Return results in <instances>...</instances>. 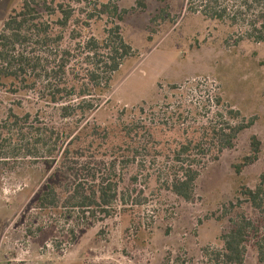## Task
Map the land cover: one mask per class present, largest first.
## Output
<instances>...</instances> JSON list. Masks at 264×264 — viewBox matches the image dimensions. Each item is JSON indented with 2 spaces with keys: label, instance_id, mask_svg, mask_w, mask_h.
<instances>
[{
  "label": "rangeland",
  "instance_id": "374dc122",
  "mask_svg": "<svg viewBox=\"0 0 264 264\" xmlns=\"http://www.w3.org/2000/svg\"><path fill=\"white\" fill-rule=\"evenodd\" d=\"M23 1L0 0V31ZM33 1L55 10L62 5L74 13L66 28L52 26L53 36H61L59 47L52 41L27 49L40 62L37 72L26 83L0 87V264H219L215 252L223 248L230 220L255 216L244 203L238 206L239 192L242 187L254 189L264 171V44L244 39V19L251 13L233 21L235 0ZM206 1L216 12L226 9L222 21L200 13ZM103 5L116 6L117 14H100ZM40 11L44 21L55 23L59 18L47 15L44 8ZM91 14L94 18L88 17ZM115 26L131 47L130 56L122 60L110 90L86 121L62 118L59 105L48 100L50 80L42 69L56 65L61 48L70 53L67 74L71 69L82 73L87 68L83 43L90 38L103 41ZM26 114L31 128H101L92 145V138L85 140L83 158L75 160L77 166L88 167L78 172L81 181L106 173L115 158L122 159L116 147L123 146V125L144 126L132 137L135 147L146 145L148 150L135 155L136 162L123 171L108 214L100 209L83 214L67 203L76 184L68 171L53 206L38 205L61 163L59 157L55 162L24 158L23 146L33 139L28 135L27 142L21 140L12 116L22 119ZM226 124L247 128L232 147L218 153L212 131ZM204 133L207 152L194 158L200 175L193 200L186 202L163 180L169 166L180 164L173 156L179 145L185 139L196 142ZM252 137L261 144L258 158L236 173L235 166L250 155ZM49 145L55 147L53 142ZM140 165L145 171L136 170ZM120 166L117 162V173ZM243 264H259L251 243Z\"/></svg>",
  "mask_w": 264,
  "mask_h": 264
},
{
  "label": "trees",
  "instance_id": "16d2710c",
  "mask_svg": "<svg viewBox=\"0 0 264 264\" xmlns=\"http://www.w3.org/2000/svg\"><path fill=\"white\" fill-rule=\"evenodd\" d=\"M237 1L239 2L238 5ZM237 1L235 0L236 9H233L235 14L233 21L237 19L236 16L244 14L247 17L251 13L249 19H244V26L247 29L244 32V39L264 44V0ZM44 5V7H41L33 0H24L20 9L18 11L14 10L5 20L0 31V87L5 86L7 82L11 86L18 82L26 83L30 76L37 72L40 62L36 57L26 52L28 48L36 45L46 46L47 43L52 41H56V47H59L61 36H53L52 26L58 25L66 28L73 17L74 10L63 8L62 5H59L58 10H55L45 3ZM41 8L45 9L47 15L51 17L58 15L59 18L55 23L44 21L42 19L43 13L40 11ZM211 9L215 10V7H211L210 2L206 1L204 6L201 7L200 13L210 19L218 21L224 19L226 9L220 12H216V10L212 12ZM117 11L116 6L109 9L108 5H103L100 14L115 15ZM88 17L94 18V14ZM83 23L87 26L86 22ZM82 46L87 66L82 73L71 69L67 74L70 53L67 49L61 48L58 49L59 59L56 65L42 69L47 80H50L47 83L49 102L59 105L62 118L77 117L80 122L86 121L88 116L98 109L101 96L110 90L113 75L119 70L122 60L130 56L131 53V47L124 42L117 26L109 30L108 37L103 41L90 38ZM74 100L75 102H72ZM229 114L235 117L238 116V113H232V111ZM12 117L16 120L13 122L12 127H16L21 140L24 139L27 142L28 135H31L33 139L32 144L25 143L23 146L24 152L22 154L24 158L55 162L56 158L59 157L61 163L54 175L50 177L49 184L37 199L38 205L42 208L53 206L57 187L61 185L62 180L68 178V173L64 172L68 171L72 174L76 184L73 185L68 195L67 203L83 214L93 213V209H100L104 214H108L109 208L117 199L118 183L123 181V177L121 179L123 171L129 169L136 162L135 155L141 154L140 151L146 153L148 150L146 145L135 147V139L132 137L135 130H143L144 126L141 123L134 125L133 122L123 125L121 144L125 147L121 146L120 143L118 144L121 148L116 147L123 153L122 159L115 158L106 173L102 175L93 173L90 175V179L81 181L78 172L86 170L88 167L84 165L77 166L78 163L75 160L83 158L81 152L84 150L82 145H85V140L92 138L88 145H92L96 141L93 138L97 136L96 134L99 135L98 130L101 129L99 126H83L76 131H67L66 129L59 131L53 127L31 128V126H28L29 114L24 115L22 119H19L16 115ZM21 122L22 126L20 125ZM250 125L251 123L246 126ZM225 126V128L217 127L212 131L211 140L217 143L218 153H221L225 148L232 147L237 136L247 128L244 125L230 126L226 124ZM104 132L107 136L109 135V132ZM146 132L145 130L144 138ZM137 136H139L138 133H136ZM147 136L152 139L151 133L148 132ZM207 136V133H204L196 142L193 139H185V143H181L178 149L173 152L176 163L180 164L173 167L169 166L167 168L169 171L167 179L163 180L165 187L171 193L186 202H190L194 198L195 183L200 175V164L194 158L197 155H206L207 151L204 150L205 143L203 141ZM93 140L94 142H92ZM52 142L55 147H50L49 144ZM260 145L256 137L251 138L250 155L244 157L242 162L235 166L236 173H240L243 168L250 166L257 160ZM42 152L47 155L42 156ZM72 154H77V159H70ZM70 160L73 161L68 165ZM117 162L121 165L119 173L115 171ZM136 170L138 172L145 171V167L140 165L137 166ZM136 180V176L131 179L132 182H136ZM239 195L238 206L244 203L250 207L255 216L251 218L242 214L237 215L236 219L230 220V228L222 236L223 248L215 252L216 261L219 264H243L247 245L251 243L256 249L258 263L264 264V171L259 176L254 189L242 187ZM122 200L125 201L124 196ZM235 206L230 205L231 208H235Z\"/></svg>",
  "mask_w": 264,
  "mask_h": 264
}]
</instances>
